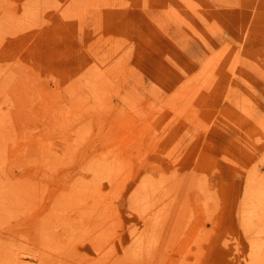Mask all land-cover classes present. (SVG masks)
<instances>
[{
	"label": "rangeland",
	"instance_id": "374dc122",
	"mask_svg": "<svg viewBox=\"0 0 264 264\" xmlns=\"http://www.w3.org/2000/svg\"><path fill=\"white\" fill-rule=\"evenodd\" d=\"M0 15L7 28L0 25L7 31H0V67L5 68H0V115L4 117L0 128V168L5 167L0 170V180L22 190L17 201L7 196L9 201L0 204V264H41L43 259L42 264H52L54 259L50 262V257L57 258L53 264H88L89 260L92 264L98 257V264L102 260L109 264L121 257L123 260L117 264L129 260L127 264H264L263 257H252L251 244L255 240L264 242V200L252 205L248 201L250 193L245 192H251L253 185V173L249 171H258L254 174L263 178L256 176L253 183L261 185L258 191L264 197V191H260L264 190V0H0ZM9 27L13 29L8 30ZM24 146L26 149H21ZM115 151L123 171L118 172L121 177L116 174L118 183L98 178L95 183L99 188L95 186L97 191L102 187L103 193L100 191V201H95L100 203L91 200L88 209L81 200L76 202L80 186L94 179L91 166L95 157L111 161ZM47 155V160L54 162H48ZM27 180L32 185L25 186ZM142 180L160 185L151 194L153 199L147 198L149 205L133 199ZM170 185L176 187L171 189ZM29 186L34 187L33 191ZM245 193L248 198L242 200ZM36 194H43L40 200L44 201L36 202ZM30 195L35 201L29 199ZM69 196L71 202L66 198ZM185 199L187 205L183 204ZM116 204L118 207H114ZM253 210L256 216L252 221L249 214ZM184 213L191 217L183 216ZM44 214H50L45 224ZM66 222H72L70 230ZM95 227L98 231L103 227L104 234ZM88 228L91 233L86 231ZM246 230L249 232L245 234ZM139 234V245H132L133 237H140ZM60 244L67 249L59 248ZM161 247L169 251H161ZM150 248L158 250L153 252ZM106 251H111L110 260L106 259L110 254ZM125 257L132 258L126 261Z\"/></svg>",
	"mask_w": 264,
	"mask_h": 264
},
{
	"label": "bare ground",
	"instance_id": "6f19581e",
	"mask_svg": "<svg viewBox=\"0 0 264 264\" xmlns=\"http://www.w3.org/2000/svg\"><path fill=\"white\" fill-rule=\"evenodd\" d=\"M96 1H97V0H96ZM89 2H90V1H89ZM89 4H90V3H89ZM94 4H95V3H94ZM91 5H92V4H91ZM98 5H99V4H98ZM93 6L96 7V5H93ZM92 10H93V9H92ZM66 11H67V10H66ZM90 12H91V11H90ZM92 12H93V11H92ZM76 13H77V12H76ZM118 13H119V12H118ZM1 15H4V14H1ZM1 15H0V16H1ZM116 15H117V14H116ZM16 16H17V15H16ZM19 16H20V15H19ZM19 16H18V17H19ZM1 17H3V18H2V21H0V25L3 26V25H4V24H3V20H4L5 18H4V16H1ZM79 17H80V16H79ZM109 17H110V16H109ZM26 18H27V16H26ZM0 19H1V18H0ZM18 19H20V18H17L16 20H18ZM78 19H79V18H78ZM110 19H112V18H110ZM113 19H114V18H113ZM20 20H21V19H20ZM22 20H24V19H22ZM5 21H6V20H5ZM1 22H2V24H1ZM15 22H16V21H15ZM17 23H18V22H17ZM4 26H5V25H4ZM18 27H19V25H18ZM1 28L3 29V27H0V31L2 30ZM4 28H6V26H5ZM10 28H11V27H9L8 30H9ZM6 29H7V28H6ZM12 29H13V28H11L10 30H12ZM14 29H15V28H14ZM18 30H19V29H18ZM82 30H83V29H82ZM82 30H81V31H82ZM3 31H4V33L7 32V31L4 30V29H3ZM3 31H1V32H3ZM5 31H6V32H5ZM14 31H15V30H14ZM0 35H1V34H0ZM79 42H80V41H79ZM28 44H29V43H28ZM26 47H27V46H26ZM153 57H154V56H153ZM208 57H209V56H208ZM217 59H218V58H217ZM15 61H16V60H15ZM15 61H14V62H15ZM17 63H18V62H17ZM102 63H103V62H102ZM11 64H12V63H11ZM9 65H10V64H9ZM13 65H14V64H13ZM17 65H18V64H17ZM15 67H16V66H15ZM203 67H204V66H203ZM0 68H4V67H0ZM9 68H10V67H9ZM103 68H104V67H103ZM4 69H5V68H4ZM6 69H7V68H6ZM159 69H160V68H159ZM208 70H209V68H208ZM206 71H207V70H206ZM0 72H1V71H0ZM6 72H7V71H6ZM14 72H15V71H14ZM7 73H8V75H9V72H7ZM51 75H52V74H51ZM0 76L3 77L2 74H1ZM15 76H16V75H15ZM13 78H14V77H13ZM52 78H53V77H52ZM54 78H55V77H54ZM2 80H4V79H2ZM12 81H13V80H12ZM4 82H5V84L7 83L5 80H4ZM37 82H39V81H37ZM58 82H59V81H58ZM12 83H13V82H12ZM23 83H24V82H23ZM32 83H33V82H32ZM35 83H36V82H35ZM27 84L30 85L29 83H27ZM33 84H34V83H33ZM41 84H42V83H41ZM58 84H59V83H58ZM25 85H26V84H25ZM25 85H24V86H25ZM7 86H8V85H7ZM26 86H27V85H26ZM26 86H25V87H26ZM40 86H41V85H40ZM59 86H60V85H59ZM1 87H3V86H1ZM14 87H15V86H14ZM38 87H39V86H38ZM29 88L31 89V86H29ZM29 88H28V89H29ZM40 88H43V86L40 87ZM70 88H71V87H70ZM121 88H122V87H121ZM26 89H27V87H26ZM2 90H3V89H2ZM154 90H155V89H154ZM30 91H31V90H30ZM68 91H69V89H68ZM76 91H79V90H76ZM113 91H115V90H113ZM4 92H6V91H4ZM4 92H3V93H4ZM31 92H32V91H31ZM31 92H30V93H31ZM41 92H42V91H41ZM32 94H33V93H32ZM32 94H31V96H32ZM3 95H4V94H3ZM6 95H8V94L6 93ZM29 95H30V94H29ZM183 95H184V94H183ZM34 96L36 97L37 95H34ZM4 97H5V96H4ZM7 97H9V96H7ZM32 97H33V96H32ZM70 98H71V97H70ZM156 99H157V98H156ZM5 100H7V98H5ZM152 100H153V99H152ZM160 100H161V99H160ZM101 101H102V100H101ZM8 102H9V101H8ZM12 102H14V101H12ZM102 102H103V101H102ZM165 102H166V101H165ZM1 103H2V102H1ZM113 103H114V102H113ZM168 103H169V102H168ZM6 104H7V101H6ZM7 105H9V104H7ZM113 105H114V104H113ZM152 105H154V103H153ZM164 105H166V104H164ZM0 106H1V105H0ZM22 106H24V105H22ZM84 106H85V105H84ZM9 107H10V106H9ZM13 107H14V106H13ZM13 107H12V108H13ZM61 108H63V107H61ZM115 108H116V106H115ZM19 109H20V108H19ZM89 109H90V108H89ZM113 109H114V108H113ZM142 109H143V108H142ZM132 110H133V109H132ZM8 111H9V110H8ZM19 111H20V110H19ZM116 111H118V110H116ZM133 111H134V110H133ZM143 112H144V110H143ZM171 112H172V111H171ZM146 113H147V112H146ZM10 114H11V113H10ZM15 114H16V112H15ZM68 114H69V113H68ZM131 114H132V113H131ZM143 114H144V113H143ZM61 115H62V114H61ZM127 115H128V114H127ZM10 116H11V115H10ZM10 116H9V117H10ZM16 116H17V115H16ZM74 116H75V115H74ZM171 116H173V115H171ZM251 116H252V115H251ZM75 117H76V116H75ZM88 117H89V116H88ZM147 117H148V116H147ZM11 118H12V116L10 117V119H11ZM76 118H77V117H76ZM76 118H75V119H76ZM90 118H91V117H90ZM172 118H173V117H172ZM3 119H4V117H3L2 115H0V128H2V125H4V124H3V123H4V122H3V121H4ZM92 119H93V118H92ZM92 119H90V120H92ZM1 120H2V121H1ZM143 120H145V119H143ZM12 121H13V119H12ZM76 121H77V120H76ZM82 122H83V121H82ZM98 122H99V121H98ZM145 122H147V120H146ZM13 123H14V122H12V124H13ZM87 123H88V122H87ZM101 123H103V122H101ZM114 123H115V122H114ZM114 123H113V124H114ZM143 123H144V122H143ZM12 124H11V126H10L8 129H11V128H12ZM108 124H109V123H108ZM14 125H15V124H14ZM14 125H13V126H14ZM87 125H88V124H87ZM145 125H147V124H145ZM19 126H20V125H19ZM51 126H52V125H51ZM121 126H122V125H121ZM88 127H89V126H88ZM133 127H134V126H133ZM146 127H147V126H146ZM76 128H77V127H76ZM99 128H100V127H99ZM14 129H15V127H14ZM25 129H26V128H25ZM37 129H38V128H37ZM23 130H24V129H23ZM119 130H120V129H119ZM119 130H118L117 132H121V131H119ZM123 130H124V129H123ZM149 130H151V128H150ZM14 131H15V130H14ZM89 131H90V129H89ZM102 131H103V130H102ZM6 132H7V131H6ZM15 132H16V131H15ZM34 132H35V131H34ZM73 132H74V131H73ZM9 133H10V131H9ZM9 133H8V134H9ZM16 133H17V132H16ZM130 133H131V132H130ZM4 134H5V130H4ZM10 134H11V133H10ZM10 134H9V135H10ZM91 134H92V133H91ZM11 135H12V134H11ZM114 135H115V133H114ZM24 136H25V135H24ZM77 136H78V134H77ZM87 136H89V134H88ZM6 137H7V136H6ZM99 137H100V136H99ZM124 137H125V136H124ZM132 137L134 138V136H132ZM9 138H10V137H9ZM11 138H12V137H11ZM16 138H17V137H16ZM41 138H42V137H41ZM106 138H107V137H106ZM0 139H1V138H0ZM12 139H13V138H12ZM24 139H25V138H24ZM80 139H82V138H80ZM88 139H89V138H88ZM1 140H2V139H1ZM3 140H5V138H4ZM7 140H8V139H7ZM41 140H42V139H41ZM61 140H63V139H61ZM82 140H83V139H82ZM85 140H86V139H85ZM157 140H158V139H157ZM16 141H17V139H16L14 142H16ZM64 141H65V140H64ZM131 141H132V140H131ZM134 141H135V138H134ZM155 141H156V140H155ZM161 141H162V140H161ZM42 142H43V140H42ZM65 142H66V141H65ZM7 143H8V142H7ZM98 143H99V142H98ZM5 144H6V143H5ZM12 144H13V142H12ZM46 144H47V143H46ZM1 145H2V144H1ZM15 145H16V143L14 144V147H15ZM44 145H45V144H44ZM158 145H159V144H158ZM16 146H17V145H16ZM133 146H134V145H133ZM2 147H3V145H2ZM71 147H72V146H71ZM114 147H115V146H114ZM24 148H25V146L22 147L21 149H24ZM27 148H29V147L27 146ZM39 148H40V146H39ZM115 148H116V147H115ZM25 149H26V148H25ZM25 149H24V150H25ZM42 149H43V147H41V150H42ZM47 149H48V148H47ZM170 149H171V148H170ZM4 150H5V149H4ZM29 150H30V149H29ZM38 150H39V149H38ZM38 150H37V151H38ZM66 150H67V149H66ZM66 150H65V151H66ZM70 150H71V149H70ZM70 150H67V151H70ZM110 150L112 151V149H110ZM0 151H1V150H0ZM5 151L7 152V148H6ZM47 151H48V150H47ZM111 151H110V153H111ZM50 152H51V151H50ZM71 152H74V151H71ZM76 152H77V151H76ZM100 152H101V151H100ZM100 152H98V153H100ZM103 152H104V151H102V153H103ZM108 152H109V150H108ZM31 153H32V152H31ZM47 153H49V152H47ZM47 153H46V154H47ZM131 153H132V151H131ZM0 154H2V153H0ZM40 154H41V153H40ZM43 154H45V152H44ZM107 154H108V153H107ZM111 154H112V153H111ZM120 154H121V153H120ZM129 154H130V153H129ZM30 155H31V154H30ZM35 155L37 156V154H35ZM66 155H68V154H66ZM66 155H64V156H66ZM73 155H74V154H73ZM25 156H26V155H25ZM32 156H34V155H32ZM49 156L51 157V155H49ZM68 156H69V155H68ZM70 156H71V155H70ZM107 156H110V155H107ZM107 156H106V154H104V157H107ZM112 156H113V155H112ZM115 156H116V151H115V155H114V157H115ZM121 156H123V155H121ZM40 157H41V155H40ZM47 157H48V155L46 156V160H47V159L49 160V158H47ZM114 157H113V158H114ZM124 157H125V156H124ZM130 157H131V156H130ZM51 158H52V157H51ZM67 158H70V157H67ZM73 158H74V157H73ZM98 158H100V157H98ZM25 159H26V157H25ZM39 159H40V158H39ZM41 159H42V157H41ZM54 159H55V157H54ZM62 159H63V158H62ZM26 160H27V159H26ZM28 160H29V159H28ZM42 160H43V159H42ZM48 160H47V161H48ZM120 160H121V159H120ZM43 161H45V158H44ZM62 161H63V160H62ZM128 161H129V159H128ZM260 161H261V158H260ZM1 162H2V161H1ZM28 162L31 163V161H28ZM48 162H50V161H48ZM51 162H54V161H51ZM51 162H50V163H51ZM68 162H69V161H68ZM73 162H74V161H73ZM14 163H15V162H14ZM44 163H45V162H44ZM61 163H62V162H61ZM65 163H67L66 160H65ZM3 164H4V161H3ZM3 164H2V165H3ZM11 164H12V163H11ZM17 164H18V163H17ZM67 164L70 165V163H67ZM133 164H134V162H133ZM263 164H264V163H263ZM0 165H1V163H0ZM5 165H6V163H5ZM24 165H25V164H24ZM32 165H33V164H32ZM45 165H46V164H45ZM60 165H61V164H60ZM35 166H36V165H35ZM37 166H38V165H37ZM46 166H47V165H46ZM46 166H44L43 168H45ZM62 166H63V165H62ZM88 166H89V164H88ZM123 166H124V165H122V167H123ZM38 167H39V166H38ZM40 167H41V166H40ZM50 167H51V166H50ZM133 167H134V165H133ZM4 168H5V167H4ZM4 168H0V170H1V169H4ZM13 168H14V167H13ZM46 168H47V167H46ZM91 168H92V171H93V174H94V176L92 175V177H94V179L92 180L91 183H88V182H89V181H88V182H87L88 184H86V185L83 184V185L80 186V187H81L80 189H82V190H81V193H80L79 196H78V200H76V202H77V201H80V200H81V202H84V203L86 204L85 207L87 206V204H89V203L91 202V200H92L93 202H95V203H98V202L100 201V199H98V198H99V196L101 195V194H100V191L102 190V189H101L102 187L97 191L96 186H97V188H99V187H98V185H96V183H97L96 179L104 177V179L107 178V179L109 180L110 184L118 183V181H117L118 179L116 178V174H118L119 171L123 172L122 169H121V165H120L118 159H116V157L114 158V160H111V161H105V160H102V159L97 160L96 157H95V160L93 161ZM91 168H88V170L91 169ZM126 168H127V167H126ZM47 169H49V168H47ZM120 169H121V170H120ZM127 169H128V168H127ZM14 170H15V169H14ZM256 170H258V168H257ZM1 171H2V170H1ZM3 171L6 172V170H3ZM89 171H90V170H89ZM249 172H251V173L254 174L255 172H258V171H249ZM259 172H261V171H259ZM1 173H2V172H1ZM6 173H8V172H6ZM251 173H250V174H251ZM42 174H43V173H42ZM119 174H120V173H119ZM119 174H118V176H119ZM253 174H252L253 177H252V179H251V180H252L251 182H252V184H253V185L251 186L252 190H251V188H249V187H250V186H249L248 188L251 190V192H249L248 189H245V192H246V190H247L246 193H250V199H249L248 201H250L252 205H255V206H256V205H258L259 203L263 202L262 199L264 200V197H263L262 193H259V191H258V188L261 187V185L258 187V185H256L255 183H253V182H254L253 179L257 176V175H255V174H254V175H255V176H254ZM257 174H259V173H257ZM9 175H10V173H9ZM47 175H48V174H47ZM122 175H124V173H122ZM1 176H2V174H1ZM7 176H8V174H7ZM48 176H49V175H48ZM125 176H126V175H125ZM144 176H145V175H144ZM3 177H4V176H3ZM105 177H106V178H105ZM119 177H121V176H119ZM248 177H249V176H248ZM257 177L261 179L262 176H260V177L257 176ZM115 178H116L117 180H115ZM128 178H129V177H128ZM128 178H126V179H128ZM147 178H148V177H147ZM250 178H251V177H250ZM258 178H257V180H258V182L260 183L261 180L259 181ZM262 178H263V177H262ZM10 179H11V178H10ZM19 179H20V178H19ZM19 179H18V181H19ZM23 179H24V178H23ZM23 179H22V180H23ZM26 179H27V178H26ZM85 179H86V178H85ZM153 179H154V178H153ZM155 179H156V178H155ZM83 180H84V179H83ZM192 180H193V179H192ZM255 180H256V179H255ZM18 181H17V182H18ZM75 181H77V179H76ZM157 181H158V180H157ZM249 181H250V180H249ZM11 182H13V181L11 180ZM21 182H22V181H21ZM24 182H25V181H24ZM36 182H37V181H36ZM95 182H96V183H95ZM154 182H155V181H154ZM154 182L151 183V182H149V181H143V180H142L141 183H139V184L137 185V187L135 188V190H134V192H133V194H132L134 198H133V197H132V198H133L136 202H141V201H143L142 203L147 204V202H149V200H147V198L149 199V197L152 196L151 194H152L154 191L159 190V188H160V185H159V186H155V185L153 184ZM170 182H171V181H170ZM193 182H194V181H193ZM26 183H27V184H29V183L31 184V181L29 182V181L27 180V181L24 183L25 186H26ZM155 183H156V182H155ZM24 184H23V186H24ZM37 184H38V183H37ZM54 184H55V183H54ZM98 184L100 185L99 182H98ZM158 184H159V183H158ZM192 184H193V183H192ZM198 184H199V183H198ZM250 184H251V183H250ZM21 185H22V183H20V186H21ZM31 185H32V184H31ZM33 185H35L34 182H33ZM95 185H96V186H95ZM119 185H121V183H120ZM123 185H124V184H123ZM164 185H165V183L162 184V186H164ZM174 185H175V184H174ZM174 185H173V186H174ZM37 186H38V185H37ZM114 186H115V185H114ZM117 186H118V185H117ZM124 186H125V185H124ZM173 186H172V187H173ZM195 186H196V185H195ZM246 186H247V185H246ZM246 186H245V187H246ZM256 186H257V187H256ZM30 187H31V186H29L28 189H29ZM32 187H33V186H32ZM34 187H35V189H36V192H38V191H37V188H38V187L36 188V185H35ZM34 187H33V188H34ZM120 187H121V186H120ZM122 187H123V186H122ZM167 187L169 188L168 185H167ZM170 187H171V185H170ZM172 187H171V189H172ZM174 187H176V186H174ZM18 188H19V189L16 190L14 187H10L9 184H6L3 180H0V204H1V202H3L4 200L7 199V196H12V199H15V201H17L16 199L19 198L18 195H19V194L21 193V191H22V190L20 189V187H18ZM33 188H30V189L32 190ZM111 188H112V187H111ZM117 189H118V188H117ZM119 189H120V188H119ZM173 189H174V188H173ZM191 189H192V188H191ZM259 189H261V188H259ZM38 190H39V189H38ZM165 190L167 191V189H165ZM177 190L179 191V189H177ZM28 191H29V193H30V190H28ZM32 191H33V190H32ZM32 191H31V192H32ZM40 191H41V193L43 192L41 189H40ZM170 191H171V190H170ZM191 191H192V190H191ZM260 191H264V190H260ZM46 192H47V191H46ZM101 192H102V191H101ZM168 192H169V191H168ZM168 192H167V193H168ZM171 192H172V191H171ZM23 193H24V191H23ZM25 193H26V191H25ZM33 193H35V192H33ZM33 193H32V194H33ZM38 193H39V192H38ZM73 193H74V192H73ZM73 193L71 194L72 196L74 195ZM102 193H103V192H102ZM183 193H184V192H183ZM246 193H245V195H244L245 198L242 199V200H246V197L248 198V194H247V196H246ZM263 193H264V192H263ZM30 194H31V193H30ZM66 194H67V192H66ZM77 194H78V192H77ZM106 194H108V193H106ZM113 194L116 196L115 193H113ZM159 194H160V197H162V196H161L162 193L159 192ZM164 194H165V193H164ZM21 195H22V197H23V194H21ZM34 195H35V194H34ZM34 195H33V196L30 195L31 197H29V199L35 201V199H33V198H34ZM42 195H43V194H41V196H42ZM64 195H65V194H64ZM90 195L92 196V198L89 199L88 197H89ZM102 195H103V194H102ZM111 195H112V194H111ZM155 195H156V194H155ZM168 195L171 196L170 194H168ZM179 195H181V194H180V191H179ZM179 195H176V196L179 197ZM182 195H183V194H182ZM24 196H25V194H24ZM36 196H37V197H35V198H38V199L36 200V202H37V201L40 200V197H41V196H40V195L38 196L37 194H36ZM66 196H67V195H66ZM72 196H69V197H66V198H67L68 200H70V202H71V197H72ZM74 196H75V195H74ZM74 196H73V198L75 199ZM96 196H97V198L95 199L94 197H96ZM153 196H154V195H153ZM169 196H168V197H169ZM184 196H185V195H184ZM184 196H183V197H184ZM104 197H106V196H104ZM108 197H109V196H108ZM113 197H114V196H113ZM113 197H112V198H113ZM154 197H155V196H154ZM165 197H166V196H165ZM23 198H24L23 202H25V197H23ZM80 198H81V199H80ZM106 198H107V197H106ZM150 198H151V197H150ZM175 198H176V197H175ZM179 198L181 199V196H180ZM41 199H42V197H41ZM55 199H56V198H55ZM67 199H66V200H67ZM97 199H98L99 201H95V200H97ZM118 199H119V198H118ZM151 199H153V198H151ZM158 199H159V197H158ZM160 199H161V198H160ZM160 199H159V202H160ZM176 199H177V198H176ZM186 199H187V198H186ZM186 199H185V201H183V202H184L183 204H185V203L188 201V200H186ZM188 199L190 200V198H188ZM7 200H8V199H7ZM31 200H28V201H31ZM48 200H49V199H48ZM112 200H113V199H111V202H112ZM130 200H131V196H130ZM164 200H165V199H164V197H163V201H164ZM172 200H173V199H172ZM8 201H9V200H8ZM18 201H19V200H18ZM33 201H32V204H35V203H33ZM43 201H44V200H42V201L40 200V202H43ZM64 201H65V199H64ZM135 201H134V202H135ZM157 201H158V200H157ZM56 202H57V200H56ZM93 202H92V203H93ZM101 202H102V201H101ZM151 202H152V201H151ZM175 202H176V201H175ZM177 202H178V201H177ZM179 202H180V201H179ZM189 202H190V201H189ZM244 202H245V201H244ZM9 203H10V202H9ZM99 203H100V202H99ZM157 203H158V202H157ZM180 203H181V202H180ZM25 204H26V205H25ZM25 204L23 203V205H25L24 207H28V208L30 207V204H28V206H27V203H25ZM57 204H58V203H57ZM69 204H70V203H69ZM69 204L67 205V207H69ZM72 204H74V203H72ZM75 204H77V203H75ZM80 204H81V203H79V206H78V205H77V206L80 207ZM93 204H94V203H93ZM112 204H114V203H112ZM150 204H151V203H150ZM163 204H164V203H163ZM163 204H160V205H163ZM167 204H168V203H166V205H167ZM170 204L172 205L171 201H170ZM170 204H168V205H170ZM181 204H182V203H181ZM183 204H182V205H183ZM187 204H188V203H186V205H187ZM242 204H243V203H242ZM248 204H249V202H248ZM36 205H37V206H36ZM36 205H35V206L38 207V204H36ZM40 205H41V203H40ZM52 205H55V203H54V204L52 203ZM60 205H61V204H60ZM83 205H84V204H83ZM83 205L81 206V208L83 207ZM94 205L96 206V204H94ZM98 205H99V204H98ZM109 205H110V204H109ZM117 205H118V204L114 205V207H116ZM147 205H149V204H147ZM157 205H158V204H157ZM177 205H178V204H177ZM179 205H180V204H179ZM179 205H178V206H179ZM189 205H190V204H189ZM196 205H197V204H196ZM246 205H247V202H246ZM246 205H245V206H246ZM35 206H33V207H35ZM58 206H59V205H58ZM99 206H100V205H99ZM143 206H144V204H143ZM153 206H156V205L154 204ZM243 206H244V205H243ZM85 207H84V208H85ZM87 207H88V206H87ZM117 207H118V206H117ZM131 207H132V206H131ZM149 207H151V206H149ZM162 207H163V206H162ZM173 207H175V206H173ZM192 207H194V206H192ZM9 208H10V205H9ZM9 208H8L7 211H9V210L11 209V208H10V209H9ZM21 208H22V206H21ZM50 208H52V207H50ZM96 208H97V207H96ZM96 208H95V209H96ZM106 208H107V207H106ZM111 208H112V207H111ZM133 208H134V207H133ZM144 208H145V207H144ZM151 208H152V210L154 209L153 207H151ZM169 208H170V207H169ZM185 208H186V206H185ZM185 208H184V209H185ZM187 208H188V206H187ZM245 208H246V207H245ZM257 208H258V207H257ZM260 208H261V206H260ZM55 209H56V208H54V210H55ZM58 209H59V208H58ZM62 209H63V206H62ZM62 209H60V210H62ZM88 209H89V207H88ZM99 209H100V208H99ZM113 209H114V208H113ZM118 209H119V208H118ZM134 209H135V208H134ZM182 209H183V207H182ZM182 209L180 208V210H182ZM207 209H208V207H207ZM263 209H264V207H263ZM2 210H3V209H2ZM14 210H15V208H14ZM28 210H30V209H28ZM32 210H33V208H32ZM34 210H35V209H34ZM49 210H50V209H49ZM56 210H57V209H56ZM64 210H65V208H64ZM80 210H82L81 213L84 212L83 208L80 209ZM103 210H104V209H103ZM132 210H133V209H132ZM143 210L147 211L146 209H143ZM158 210H159V209H158ZM164 210H165V209H164ZM167 210H168V209H167ZM187 210H188V209H187ZM190 210H191V209H189V211H190ZM193 210L196 211V209H193ZM201 210H202V209H201ZM248 210H250V209H248ZM12 211H13V210H12ZM25 211H26V210H25ZM70 211H71V209H70ZM104 211H106V210H104ZM104 211H103V212H104ZM114 211H115V209H114ZM116 211H117V209H116ZM136 211H138V210L136 209ZM145 211H144V212H145ZM161 211H162V209H161ZM170 211H171V210H170ZM173 211H174V210H173ZM238 211H239V210H238ZM246 211H247V210H246ZM15 212H17V209H16ZM15 212H14V213H15ZM50 212H51L50 214L52 215V213H53L54 211L52 212V209H51ZM56 212H57V211H56ZM56 212H55V213H56ZM66 212H67V209H66ZM74 212H75V211H74ZM138 212H139V211H138ZM148 212H149V211H148ZM153 212H154V214H155L156 211H153ZM164 212H165V211H164ZM182 212H183V211H182ZM184 212H185V210H184ZM193 212H194V211H193ZM197 212H198V211H197ZM202 212H203V211H202ZM209 212H211V211H209ZM243 212H244V211L242 210V213H243ZM249 212H250V211H249ZM257 212H258V211H257ZM263 212H264V211H262V213H263ZM5 213H6V212H5ZM12 213H13V212H12ZM17 213H19V212H17ZM28 213H30V211H29ZM60 213H61V211H60ZM90 213H91V212H90ZM95 213H96V212H95ZM95 213H94V214H95ZM106 213H108V212H104V214H106ZM141 213H142V210H141ZM173 213H174V212H173ZM189 213H190V212H189ZM189 213H188L189 216H188L186 213H184L183 216H185V217L188 216V218H189V217H191V214H189ZM206 213H207V212H206ZM23 214H25V213H23ZM30 214H31V213H30ZM50 214H49V215H50ZM62 214H64V212H63ZM62 214H61V215H62ZM67 214H70V213L67 212ZM94 214H93V215H94ZM97 214H98V213H97ZM116 214H117V213H116ZM128 214H129V213H128ZM138 214H139V213H138ZM179 214H182L181 211H180ZM179 214H178V216H179ZM194 214H195V213H194ZM198 214H199V213H198ZM243 214H244V213H243ZM258 214H260V210H259V212L257 213V216H258ZM263 214H264V213H263ZM44 215H45V214H44ZM49 215L47 214V216H49ZM71 215L73 216V214H71ZM85 215H86V214H85ZM85 215H84V216H85ZM101 215H102V214H101ZM107 215L109 216L110 214L108 213ZM118 215H119V214H117L116 216H118ZM143 215H144V214H143ZM149 215H151V214H149ZM160 215H161V214H160ZM165 215H166V213H165ZM168 215H169V214H168ZM168 215H167L166 219L168 218ZM171 215H172V213H171ZM175 215H176V214H175ZM200 215H202V214H199V216H200ZM204 215H205V214H203V216H204ZM206 215H207V214H206ZM25 216H26V215H25ZM25 216H24V217H25ZM45 216H46V215H45ZM45 216H44V218H43V221H44L45 219H48V217L46 216V217H47V218H46ZM52 216H54V214H53ZM84 216H83V217H84ZM97 216H98V215H97ZM102 216H103V215H102ZM104 216H106V215H104ZM151 216H152V215H151ZM155 216L157 217L156 214H155ZM155 216L153 217L154 219H155ZM207 216H208V215H207ZM245 216H246V215H245ZM254 216H256V210H253V211L250 212V214H249V218H250V220L253 221L254 219H252V218H253ZM22 217H23V216H22ZM56 217H57V216H55V218H56ZM86 217H87V216H86ZM86 217H85V218H86ZM93 217H94V216H93ZM141 217H142V216H141ZM144 217H145V216H144ZM144 217H142V218H144ZM180 217H182V216L180 215L179 218H180ZM238 217H239V215H238ZM243 217H244V216H243ZM41 218H42V217H41ZM60 218H61V217H60ZM73 218L78 219V218H76V216H75V217L73 216ZM87 218H88V217H87ZM97 218H98V217H97ZM153 218H152V221L155 222V224H157V223H156L157 220H153ZM157 218H158V217H157ZM169 218L173 219L172 217H169ZM179 218H178V219H179ZM208 218H209V217H208ZM261 218H263V217H261ZM26 219H27V216H26ZM52 219H53V218H52ZM63 219H64V218H63ZM68 219H69V218H68ZM68 219H67V220H68ZM75 219H74V220H75ZM79 219H80V217H79ZM98 219H99V218H98ZM106 219H107V218H106ZM182 219H183V218H182ZM194 219H195V217H194ZM194 219H191V220H194ZM201 219H203V217H202ZM204 219H206V218H204ZM209 219H210V218H209ZM214 219H215V218H214ZM245 219H246V218H245ZM40 220H41V219H40ZM49 220H50V219H49ZM85 220H87V219H85ZM92 220H93V219H92ZM96 220H97V219H96ZM107 220H108V219H107ZM145 220H146V219H145ZM164 220H165V219H164ZM180 220H181V218H180ZM17 221H18V220H17ZM43 221H42V222H43ZM56 221L58 222L59 219L57 218ZM56 221H55V223H56ZM76 221H77V220H76ZM80 221H81V220H80ZM83 221H84V219H83ZM114 221H115V220H114ZM169 221H170V220H169ZM174 221H175V220H174ZM178 221H179V220H178ZM189 221H190V220H189ZM194 221H195V220H194ZM194 221H193V223H196V222H194ZM196 221H197V220H196ZM261 221H263V220H261ZM28 222H29V221H28ZM28 222H27V223H28ZM53 222H54V219H53ZM60 222H61V221H60ZM86 222H89V221H86ZM99 222H101V221H99ZM99 222H98V223H99ZM145 222H146V221H145ZM145 222H144V223H145ZM150 222H151V221H150ZM157 222H158V221H157ZM160 222H162V221H160ZM160 222H159L158 227H159L160 224H161ZM164 222H165V221H164ZM175 222H176V221H175ZM185 222H186V219H185ZM185 222H184V223H185ZM207 222H208V220H207ZM217 222H218V221H217ZM217 222H216V224H217ZM245 222H247V221L245 220ZM255 222H256V221H255ZM263 222H264V221H263ZM20 223H21V222H20ZM43 223L45 224V221H44ZM55 223H54V224H55ZM66 223H67V222H66ZM71 223H72V222H71ZM71 223H69V225H68V223L65 224V226L67 225V229L70 227V224H71ZM75 223H76V222H75ZM77 223H79V222H77ZM90 223H92V222H90ZM101 223H102V222H101ZM115 223H116V222H115ZM117 223H119V222H117ZM146 223H147V222H146ZM162 223H163V222H162ZM167 223H168V222H167ZM172 223H173V222H172ZM181 223H183V220L179 223V226H180ZM186 223H187V222H186ZM198 223H199V222H198ZM256 223H257V222H256ZM54 224H53V225H54ZM84 224H85V223H84ZM84 224L81 223V225H84ZM112 224H113V223H112ZM132 224H134V223H132ZM155 224H154V225H155ZM165 224H166V223H165ZM246 224H248V223H246ZM42 225H43V224H42ZM42 225H41V226H42ZM56 225H57V224H56ZM56 225H55V226H56ZM102 225H103V224H102ZM117 225H118V224H117ZM129 225H130V224H129ZM203 225L205 226L204 222H203ZM255 225H256V224H255ZM261 225H263V224H261ZM15 226H16V225H15ZM44 226H45V225H44ZM44 226H43V227H44ZM46 226H47V225H46ZM46 226H45V227H46ZM74 226H75V224H73V227H74ZM86 226H87V225H86ZM91 226H92V225H91ZM96 226H97V225H96ZM98 226H100V225L98 224ZM130 226H131V225H130ZM148 226H149V225H148ZM162 226H165V227H166V225H162ZM177 226H178V225H177ZM182 226H184V225H182ZM182 226H181V227H182ZM197 226H198V225H197ZM241 226H242V225H241ZM38 227H39V226H38ZM45 227H44V228H45ZM83 227H84V226H83ZM83 227H82V228H83ZM87 227H88V226H87ZM110 227H111V226L109 225V228H110ZM112 227H113V226H112ZM112 227H111V228H112ZM117 227H119V226H117ZM156 227H157V226H156ZM199 227H202V226H199ZM245 227H246V226H245ZM245 227H244V228H245ZM247 227H248V226H247ZM257 227H258V226H257ZM259 227H260V226H259ZM263 227H264V225H263ZM16 228H17V227H16ZM44 228H43V229H44ZM46 228H47V227H46ZM46 228H45V231L48 229V228H47V229H46ZM65 228H66V227H65ZM82 228H81V229H82ZM85 228H86V227H85ZM89 228H90V227H89ZM89 228H88V229H89ZM95 228H96V230H97V227H95ZM98 228H99V227H98ZM101 228L103 229V227H101ZM114 228L116 229V226L113 227L112 229H114ZM149 228H150V227H147L146 229H149ZM194 228H195V227H194ZM202 228H203V227H202ZM18 229H19V227H18ZM18 229H17V230H18ZM33 229H35V228H33ZM38 229H40V228H38ZM63 229H64V228H63ZM63 229H62V230H63ZM81 229H78V231L80 230L79 232H81V233L83 232V234H84L85 231H81ZM83 229H84V228H83ZM88 229H87L86 231H90V229H93V227L90 228L89 230H88ZM102 229L99 230L100 232H99L98 230H97V231H98L99 233L104 234V231H102ZM134 229H135V227H134ZM134 229H133V230H134ZM155 229H156V228H155ZM159 229L162 230L161 227H160ZM187 229H188V228H187ZM205 229H206V227H205ZM250 229H251V228H250ZM19 230H22V229H19ZM23 230H24V229H23ZM54 230H55V229H54ZM68 230H70V228H69ZM68 230H67V231H68ZM84 230H85V229H84ZM108 230H109V229H108ZM143 230H144V229H143ZM149 230H150V229H149ZM156 230H158V229H156ZM202 230H203V232H206V233H207V231H205L204 229H202ZM251 230H252V229H251ZM253 230H254V229H253ZM258 230H259V229H257V231H258ZM33 231H34V230H33ZM36 231H39V230H36V229H35L34 232H36ZM43 231H44V230H43ZM47 231H48V230H47ZM56 231H57V230H56ZM56 231H55V232H56ZM64 231H66V230H64ZM64 231H63V232H64ZM113 231H114V230H113ZM116 231H117V230H116ZM145 231H146V230H145ZM150 231H152V229H151ZM174 231H175V230H174ZM196 231H197V230H196ZM211 231H212V230H211ZM260 231H261V230H260ZM20 232H22V231H20ZM23 232H24V231H23ZM39 232H40V231H39ZM60 232H62V231H60ZM60 232H59V233H60ZM91 232H92V231H90V233H91ZM134 232H135V231H134ZM142 232H143V231H142ZM160 232H163V230L160 231ZM179 232H180V230H179ZM183 232H184V231H183ZM201 232H202V231H201ZM203 232H202V234H203ZM209 232H210V231H209ZM248 232H249V231H248ZM248 232H247V230H246V232H244V233L246 234V233H248ZM29 233H31V232H29ZM36 233H37V232H36ZM36 233H35V234H36ZM48 233L50 234V230H49ZM67 233H68V232H67ZM96 233H97V232H96ZM109 233H110V232H109ZM112 233H114V232H111V234H112ZM130 233H132V232H130ZM152 233H154V232L152 231ZM157 233H158V232H157ZM167 233H168V231H167ZM185 233H186V232H185ZM250 233H252V231H251ZM259 233H260V232H258V234H259ZM44 234H45V233H44ZM46 234H47V232H46ZM51 234H52V235H53V234L56 235L55 233H52V232H51ZM61 234H62V233H61ZM87 234H89V233L87 232ZM92 234L95 236V232H94V231H93ZM106 234L108 235V233H106ZM118 234H119V233H118ZM134 234H135V233H134ZM211 234H212V233H211ZM30 235H31V234H30ZM58 235H59V234H58ZM66 235H67V234H66ZM66 235H65V236H66ZM80 235H81V234H80ZM89 235H90V234H89ZM89 235H88V237H89ZM93 235H92V236H93ZM100 235H101V234H100ZM109 235H110V234H109ZM115 235H116V234H115ZM139 235H140V234H139ZM154 235H156V234L154 233ZM209 235H210V234H209ZM37 236H38V234H37ZM65 236H64V237H65ZM81 236H83V235H81ZM101 236H102V235H101ZM156 236L158 237L159 235H156ZM167 236H168V235H167ZM167 236H166V237H167ZM169 236H170V235H169ZM174 236H175V235H174ZM199 236L201 237L200 239H202V236H201V235H198V237H199ZM246 236H247V235H246ZM259 236H260V235H259ZM261 236H262V235H261ZM26 237H27V236H26ZM28 237H29V236H28ZM38 237H39V236H38ZM67 237H69V235H68ZM77 237H78V236H77ZM83 237H84V236H83ZM83 237H82V238H83ZM86 237H87V236H86ZM90 237H91V236H90ZM95 237H96V236H95ZM95 237H94V238H95ZM108 237H109V236H108ZM141 237H142L141 235H140V237H139V236H135V237H133V240H135V242H134V244H132V245H136V244H138L139 241H141ZM166 237L164 236L165 239H166ZM170 237H171V236H170ZM170 237H169V239H170ZM172 237H173V235H172ZM209 237H210V236H209ZM40 238H41V236H40ZM46 238H47V237H46ZM48 238H49V241H48V242L50 243V241H51V240H50V236H49ZM48 238H47V239H48ZM53 238H54V237H53ZM53 238H52V239H53ZM78 238L80 239L81 237H78ZM78 238H77V239H78ZM109 238H112V237H109ZM151 238H152V237H151ZM154 238H156V237L154 236ZM203 238H204V237H203ZM226 238H227V237H226ZM55 239H57V238H54L53 240H55ZM66 239H67V238H66ZM70 239H71V238H70ZM102 239L104 240V239H106V238H103V237H102ZM102 239H101L100 242H102ZM112 239H113V238H112ZM152 239H153V238H152ZM152 239H151V240H152ZM159 239H160V241H161V238H159ZM159 239H158V240H159ZM171 239H172V238H171ZM171 239L168 240V241L170 242V244H171ZM173 239H174V238H173ZM176 239H177V238H176ZM178 239H179V238H178ZM200 239H199V240H196V241L199 242ZM258 239H260V237H259ZM24 240H25V239H24ZM28 240H29V238H28ZM64 240H65V239H64ZM81 240H82V239H81ZM90 240H93V238L89 239V241H90ZM96 240H97V238H96ZM96 240H95V241H96ZM153 240H156V239H153ZM158 240H156V241H158ZM226 240H227V239H226ZM43 241H44V240H43ZM43 241H42V242H43ZM67 241H68V239H67ZM78 241H80V240H78ZM84 241H85V239H84ZM84 241H83V243H84ZM87 241H88V240H87ZM95 241H94V242L91 241V242H92V243H95ZM104 241H106V242H104V243H108L107 240H104ZM142 241H143V240H142ZM156 241H155V242H156ZM160 241H159V242H160ZM194 241H195V240H194ZM230 241H231V240H230ZM262 241H263V240H262ZM262 241L260 242V241H256V240H255V241H253V242L251 243V244H252V255H253L252 257H256L257 259H259L260 256H261V257H263V260H264V242H262ZM44 242H45V241H44ZM48 242H47V243H48ZM51 242H52V241H51ZM62 242H63V241H61L60 243H62ZM64 242H65V241H64ZM74 242H75V241H74ZM100 242L98 241V243H100ZM110 242H111V241H110ZM143 242L145 243V240H144ZM150 242H151V241H150ZM152 242H153V241H152ZM159 242H158V243H159ZM250 242H251V241H250ZM47 243H46V245L49 246L50 244H47ZM53 243H54V242H53ZM66 243H67V242H66ZM98 243H95V244H98ZM121 243H122V242H121ZM162 243H163V241H162ZM174 243H175V242H174ZM31 244H32V242H31ZM44 244H45V243H44ZM56 244H59V243L56 242ZM110 244H111V243H110ZM146 244H147V243H145V245H146ZM150 244H151V243H150ZM150 244H149V246H150ZM170 244H169V245H170ZM176 244H177V242H176ZM202 244H203V243H202ZM29 245H30V244H29ZM32 245H33V244H32ZM62 245H63V244H62ZM76 245H77V244H76ZM80 245H81V242H80ZM122 245H123V244H122ZM132 245H131V246H132ZM138 245H139V244H138ZM141 245H143L142 242H141ZM163 245H164V244H163ZM177 245H178V244H177ZM177 245H176V246H177ZM180 245H182V244H180ZM227 245H228V244H227ZM44 246H45V245H43V247H44ZM50 246H53V244L51 243ZM50 246H49V247H50ZM60 246H61V244L58 245L59 248L64 247V249H65V248L67 249V247H65L66 245H65V246L63 245V246H61V247H60ZM67 246H68V245H67ZM73 246H74V245H73ZM73 246H72V247H73ZM143 246H144V245H143ZM160 246H162V245H160ZM172 246H173V245H172ZM188 246H189V245H188ZM191 246H192V245H191ZM191 246H190V247H191ZM193 246H194V245H193ZM28 247H30V246H28ZM33 247H34V246H33ZM41 247H42V246H41ZM49 247H48V248H49ZM55 247H56V246H55ZM92 247H93V245H92ZM132 247H133V246H132ZM144 247H145V246H144ZM155 247H156V246H155ZM200 247H201V245H200ZM200 247H199L198 249H200ZM20 248H21V247H20ZM44 248H46V246H45ZM44 248H43V249H44ZM74 248H75V249H74V251H75V250H76V246H75ZM96 248H97V247H96ZM96 248H94V249H96ZM122 248H124V247H122ZM128 248H129V246H128ZM134 248H135V246H134ZM139 248H140V247H139ZM142 248H143V247H142ZM179 248H180V246H179ZM187 248H188V247H187ZM38 249H39V248H38ZM43 249H42V250H43ZM52 249H53V248H52ZM52 249H51V251H52ZM57 249H58V248H57ZM120 249H121V248H120ZM124 249H125V248H124ZM131 249H132V248L130 247V250H131ZM136 249H137V248H136ZM154 249H156V248H154ZM162 249H163V251L165 250L164 247H163V248L161 247V251H162ZM171 249H172V251L175 250V249L173 250V248H171ZM182 249H183V248H182ZM185 249H186V248H185ZM188 249H189V248H188ZM30 250H31V248H30ZM54 250H55V248L53 249V251H54ZM125 250H126V252H127V249H125ZM137 250H139V249H137ZM141 250H142V249H141ZM150 250H152V249L150 248ZM157 250H158V249H157ZM157 250H156V251H157ZM166 250H167V249H166ZM166 250H165V251H166ZM190 250H192V249H190ZM200 250H201V249H200ZM237 250H238V249H237ZM56 251H58V250H56ZM56 251H54V252H56ZM96 251H98V249H97ZM116 251H118V250L116 249ZM142 251H143V250H142ZM152 251H153V250H152ZM156 251H153V252H156ZM161 251H159V252H161ZM167 251H169V250H167ZM175 251H176V250H175ZM179 251H180V249H179ZM182 251H183V250H182ZM185 251H186V250H185ZM238 251H239V250H238ZM240 251H241V250H240ZM32 252H33V250H32ZM36 252H37V251H36ZM40 252H41V250H40ZM44 252H46V251H44ZM48 252H49V251H48ZM48 252H47V253H48ZM58 252H59V251H58ZM67 252H69V249H68ZM101 252H102V251H101ZM107 252H108V251H106V253H107ZM110 252H111V251H109L108 253H110ZM128 252H129V251H128ZM130 252H131V251H130ZM130 252H129V253H130ZM143 252H144V251H143ZM145 252H146V251H145ZM30 253H31V252H30ZM49 253L51 254L52 252H49ZM75 253H77V251H76ZM132 253H134V251H132ZM31 254H32V253H31ZM40 254H41V253H40ZM50 254H49V255H50ZM98 254H99V253H98ZM125 254H126V253H125ZM130 254H131V253H130ZM141 254H142V253H141ZM145 254H146V253H145ZM151 254H152V252H151ZM180 254H181V253H180ZM260 254H262V255H260ZM34 255H35V254H34ZM47 255H48V254H46L45 256L47 257ZM49 255H48V256H49ZM51 255H53V254H51ZM56 255H57V254H56ZM56 255H55V256H56ZM70 255H71V253H70ZM76 255H77V254H76ZM85 255H86V254H85ZM85 255H84V256H85ZM109 255H111V253L107 255V258H106V259H109V260H110V258H108ZM115 255H116V254H115ZM118 255H119V254H118ZM163 255H164V254H163ZM166 255H167V254H165V257H166ZM169 255H170V254H169ZM181 255H182V254H181ZM38 256H39V255H38ZM40 256H41V255H40ZM42 256H43V254H42ZM100 256H101V255H100ZM102 256H104V255H102ZM102 256H101V257H102ZM119 256H120V255H119ZM119 256H117V257H119ZM127 256H128V255H127ZM135 256H136V253H135ZM138 256H139V255H138ZM145 256H146V255H145ZM145 256H144V257H145ZM154 256H155V255H154ZM184 256H185V255H184ZM199 256H200V255H199ZM46 257H45V258H46ZM56 257H57V256H56ZM61 257H62V256H61ZM117 257H116V258H117ZM142 257H143V256H142ZM152 257H153V256H152ZM168 257H169V256H168ZM168 257H167V258H168ZM252 257H251V258H252ZM41 258H42V257H41ZM41 258H40V260L42 261ZM43 258H44V256H43ZM48 258H49V257H48ZM59 258H60V255H59L58 259H59ZM62 258H63V257H62ZM80 258H81V257H80ZM87 258H88V257H87ZM87 258H86V259H87ZM92 258H93V256H92ZM99 258H100V257L96 258V260L94 259L93 261H92V260H91V261L95 264V262H96ZM127 258H128V257H127ZM130 258H132V257H130ZM130 258H129V259H130ZM139 258H140V257H139ZM145 258H146V257H145ZM145 258H144V259H145ZM153 258H154V257H153ZM157 258H158V257H157ZM159 258H160V257H159ZM53 259H54L55 261L57 260V258L55 259V257H53V258L50 257V262H51ZM60 259H61V258H60ZM63 259H64V258H63ZM89 259H91V258H89ZM100 259H101V258H100ZM100 259H99V260H100ZM114 259H115V258H114ZM119 259H120V260H123L122 257L119 258ZM119 259H116L117 261L112 260L111 263L114 262V263L117 264V262H119ZM125 259H126V257H125ZM129 259H126V261L129 260ZM136 259H137V258H136ZM141 259H142V258H141ZM154 259H155V258H154ZM182 259H183V258H182ZM186 259H187V257H186ZM243 259H244V258H243ZM252 259H253V258H252ZM254 259H255V258H254ZM14 260H16V259H14ZM54 260L52 261V264H53ZM81 260H82V259H79V261H81ZM159 260H160V259H159ZM159 260H158V261H159ZM163 260H164V259H163ZM12 261H13V260H12ZM43 261H44V259H43ZM43 261H42V262H43ZM62 261H63V260H62ZM94 261H95V262H94ZM102 261H103V260H102ZM102 261H101V263L104 264L103 262H106L107 260H106V261H103V262H102ZM130 261H131V260H129L128 262L130 263ZM132 261H133V259H132ZM137 261H138V259H137ZM144 261H145V260H144ZM173 261H174V260H173ZM250 261H251V260H250ZM17 262H18V260H17ZM42 262H41V264H42ZM46 262H48V261L46 260ZM57 262L60 263V261H57ZM57 262H56V264H57ZM73 262H74V261H73ZM85 262H86V261H85ZM89 262H90V260H89ZM89 262H86V263L89 264ZM107 262H109V261H107ZM120 262H121V261H120ZM128 262H127V263H128ZM138 262H139V261H138ZM138 262H137V263H138ZM159 262H160V261H159ZM165 262H166V261H165ZM181 262H182V261H181ZM188 262H189V261H188ZM191 262H192V261H191ZM39 263H40V261H39ZM48 263H49V262H48ZM54 263H55V262H54ZM76 263L78 264V262H76ZM79 263H80V262H79ZM93 263H92V264H93ZM111 263H109V264H111ZM114 263H113V264H114ZM127 263H126V264H127ZM135 263H136V262H135ZM140 263H141V262H139V264H140ZM142 263H143V262H142ZM142 263H141V264H142ZM163 263H164V262H163ZM172 263H173V262H172ZM183 263H185V262H183ZM257 263H258V262H257ZM18 264H19V263H18ZM44 264H45V263H44ZM49 264H50V263H49ZM97 264H98V261H97ZM99 264H100V262H99ZM118 264H119V263H118ZM120 264H121V263H120ZM122 264H123V262H122ZM143 264H145V262H144ZM174 264H175V263H174ZM195 264H196V263H195Z\"/></svg>",
	"mask_w": 264,
	"mask_h": 264
}]
</instances>
